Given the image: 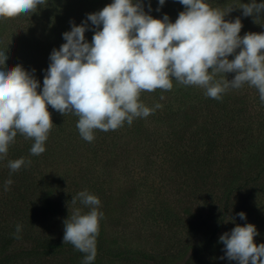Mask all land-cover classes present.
<instances>
[{
    "label": "trees",
    "instance_id": "obj_1",
    "mask_svg": "<svg viewBox=\"0 0 264 264\" xmlns=\"http://www.w3.org/2000/svg\"><path fill=\"white\" fill-rule=\"evenodd\" d=\"M112 2L45 0L33 13L0 18V52L7 57L0 70L22 66L34 75L39 83L37 91H41L52 50H59L66 43L63 33L71 31L73 24L85 23V40L91 44L94 32L99 29L87 20V16ZM133 2H139L143 11L154 19L162 20L167 15L172 23L185 10L179 0H165L162 6L159 0ZM204 2L221 10L233 7L224 19H240L241 37L249 32H264V13L244 16L239 8L251 0ZM231 75L226 73V79L231 80ZM220 78V75L215 77ZM172 85L167 91H142L139 101L154 111L147 117L134 118L131 125L125 121L116 130L94 129L92 142L80 136L78 116L72 112L62 115L50 105L47 110L53 125L42 154L32 155L30 149L34 140L17 132L7 155L0 158V264H84L86 254L70 243H63L64 221L77 208L82 213L90 210L79 199L75 204L72 202V198L84 190L100 200L98 211L103 213L96 237V257L91 264H120L121 250L118 244L114 245L117 242L114 237L108 238L105 219H110L108 216L116 209L114 213L118 214L136 209L140 205L137 203L139 188L148 189L150 179L153 184L154 178L174 183L172 179L176 174H183L198 189L223 185L222 209L214 218L210 232L200 237L201 241L195 245L190 241L173 256H154L152 261L175 264L183 258L182 264H198L197 257L206 249L216 251L220 248L223 250L221 256H226L225 245L218 241L220 226L235 192L251 194L260 190L264 177V132H260L261 138H255L250 123L243 122L247 114V95L242 91H249L247 88H229L217 100L206 96V90L201 87L182 85L175 79ZM156 104L161 107L155 108ZM250 146H254V150L246 151ZM22 157L25 164L12 172L9 161ZM159 167L164 173H158ZM114 174L124 177L120 186L113 187ZM9 179L12 184L5 190ZM159 207L158 214L152 217L168 221L165 207L161 204ZM17 225L22 226L19 239L14 236ZM20 243L29 246L12 249ZM188 249L191 253L185 256ZM193 256L195 261H192Z\"/></svg>",
    "mask_w": 264,
    "mask_h": 264
},
{
    "label": "clouds",
    "instance_id": "obj_2",
    "mask_svg": "<svg viewBox=\"0 0 264 264\" xmlns=\"http://www.w3.org/2000/svg\"><path fill=\"white\" fill-rule=\"evenodd\" d=\"M164 2L159 0L161 6ZM179 2L185 10L174 23L167 15L154 19L133 0H113L101 11L88 14L87 20L99 29L91 44L85 40V23L73 24L71 31L63 33L66 43L52 50L39 92L38 81L22 66L0 70V158L7 155L17 132L34 140L32 155L45 151L53 125L48 105L62 115L72 112L78 116L80 136L92 142L94 129L116 130L125 121L131 125L134 118L149 116L154 109L139 101L140 93L171 90L173 79L201 87L206 96L217 100L229 88L248 83L258 89L264 103V32L241 37L240 19H224L233 7L212 8L204 0ZM43 3L45 0H0V18L33 13ZM239 8L244 16H259L264 13V2L251 0ZM6 59L0 52V65ZM226 73H235L234 78L226 79ZM24 164L22 157L9 161L8 166L15 172ZM11 184L9 179L5 190ZM77 199L90 210L82 213L77 208L64 221L63 243L86 254L84 264H91L103 213L98 211L100 200L87 190L79 192L72 202ZM238 215L245 219L243 212ZM21 230L17 225L16 239ZM257 234L253 224L237 225L230 234H223L220 241L227 258L238 264H264V244L257 246L253 241Z\"/></svg>",
    "mask_w": 264,
    "mask_h": 264
},
{
    "label": "rangeland",
    "instance_id": "obj_3",
    "mask_svg": "<svg viewBox=\"0 0 264 264\" xmlns=\"http://www.w3.org/2000/svg\"><path fill=\"white\" fill-rule=\"evenodd\" d=\"M234 75L235 73H232L231 79L234 78ZM241 87L249 90L242 91L247 95L245 96L247 114L243 116V122L250 123L255 138H261L259 134L261 131L264 132V128H262L264 126V103L260 100L258 89L248 83H244ZM247 149L246 151H252L254 146ZM162 168L167 169V167ZM158 173H164L161 171V167L158 168ZM176 175L172 179L174 183H164L159 178H154L153 184L150 179L146 186L148 189L143 186L139 188L141 192L137 203L140 205L136 209L133 208L118 214L114 213L117 211L115 207L116 210L108 216L110 219H105L104 226L108 238L114 237L117 242L112 243L118 244L121 250L119 252L122 254L119 257L120 264H156L152 261V257L173 256L183 244L193 241V245H195L196 242L201 241V238L214 226V218L222 209L225 197L224 186L214 184L213 187L198 189L183 174ZM113 178L116 179L113 182V187L120 186L124 181V177L117 176V174H114ZM176 186L179 189H173ZM259 187L258 193L247 194L243 191L234 193L218 236L225 233L230 234L237 225L253 224L258 233L253 239L258 246L264 244V177ZM160 204L165 207L164 215L169 219L166 222L152 217V215L158 214L157 211L161 209ZM241 212L245 214V219H241L238 215ZM28 246V243H20L13 245L12 249ZM128 252L130 253L128 254ZM190 253L191 250L188 249L184 254L187 256ZM222 253L221 248L216 251L206 249L201 256L197 257V262L198 264H238V261L229 260L224 255L221 256ZM124 254L125 257H123ZM183 261L182 258L175 264H182ZM192 261H195L194 256ZM110 264L112 263L110 262Z\"/></svg>",
    "mask_w": 264,
    "mask_h": 264
}]
</instances>
